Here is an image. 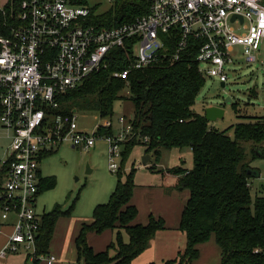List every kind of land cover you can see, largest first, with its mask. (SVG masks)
<instances>
[{
	"label": "built area",
	"instance_id": "obj_1",
	"mask_svg": "<svg viewBox=\"0 0 264 264\" xmlns=\"http://www.w3.org/2000/svg\"><path fill=\"white\" fill-rule=\"evenodd\" d=\"M144 1L146 15L112 29L91 24L94 11L76 0H23L13 10L17 26L0 37V238L11 230L0 259L25 250L26 264L58 263L51 252L38 254L43 159L65 145L90 152L105 140L109 169L119 171L123 144L135 136L132 122L121 117L123 129L113 136L89 134L60 102L118 63L115 50L127 68L112 76L126 82L133 71L173 64L193 48L205 78L227 86L243 61L259 66L264 85V0Z\"/></svg>",
	"mask_w": 264,
	"mask_h": 264
},
{
	"label": "trees",
	"instance_id": "obj_2",
	"mask_svg": "<svg viewBox=\"0 0 264 264\" xmlns=\"http://www.w3.org/2000/svg\"><path fill=\"white\" fill-rule=\"evenodd\" d=\"M22 1L7 3L0 10V37H9L12 28L17 26L13 10L18 13ZM76 1L85 4V0ZM148 11L144 0H118L109 14L92 15L90 23L112 29L132 23ZM115 52L118 63L113 62L107 71L92 75L82 86L60 97L61 104L90 99V104L103 117L112 116L114 104L125 99L122 92H127L128 83L129 99L135 107L134 118L129 120L135 136L123 144L116 190L107 204L94 209L92 223L82 225L74 242L77 261L131 264L148 249L157 234L166 230L164 220L153 216L147 225L137 223L138 210L132 203L136 169L127 172L126 164L134 149L144 145L146 154L153 156H159L162 149L190 148L193 154L192 170L169 172L178 177L175 188L190 192L179 224L187 241L185 252L180 256L181 264H193L198 260V247L213 238L221 251L220 264H264V190L262 195L253 194V181L260 174L243 164L246 158L243 143H253L256 154L264 157V116L244 117L246 122L228 131L216 132L210 129L205 116L195 115L192 108L206 78L199 71L195 61L198 52L193 48L173 64L162 62L133 71L127 82L112 76L127 68L123 56L118 50ZM64 113L73 112L64 110ZM230 131L233 136L229 135ZM99 134L113 136L112 126L99 128ZM151 170L155 172L156 167L152 166ZM56 185L55 178L42 179L40 194ZM70 214L71 210L62 211L57 207L43 216L37 238L39 255L50 253L59 220ZM107 231L117 233L115 240L104 251L96 252L89 244V235H102ZM122 231L127 233L128 243ZM177 263L171 260L165 264Z\"/></svg>",
	"mask_w": 264,
	"mask_h": 264
},
{
	"label": "rangeland",
	"instance_id": "obj_3",
	"mask_svg": "<svg viewBox=\"0 0 264 264\" xmlns=\"http://www.w3.org/2000/svg\"><path fill=\"white\" fill-rule=\"evenodd\" d=\"M117 1L85 0V4L94 11L95 16L101 17L109 14ZM7 3L8 0H0V9ZM238 51L239 56L240 54L242 56V49ZM262 54L264 60V44ZM233 69L237 72L230 75V82L225 88L221 87L217 79L206 77V84L192 108V112L200 116H206V109L209 107L222 108L225 111L224 118L209 122L210 129L216 132L228 131L231 127L246 122L247 119L244 117L264 116V85L259 66H248L241 61L234 65ZM122 96L125 99L114 104L112 116L103 117L87 98L62 103L61 109L76 111L78 126L83 132L91 134L99 132L101 127L112 126L113 133L117 134L123 129L121 117L129 121L135 114V107L129 99V94L122 92ZM228 99L231 101L227 102ZM229 135L233 136V131H230ZM243 146L246 148L243 164L252 169L263 168L264 157L256 154L255 145L243 143ZM108 150L105 140L98 141L90 152L65 145L40 163L43 177L55 178L57 185L38 196L36 206L38 215L43 218L57 207L62 211L71 210L69 217L59 220L50 246V252L59 258V264H83L77 261L75 236L79 234L83 224L92 223L94 209L98 205L107 204L116 190L119 178L109 169ZM146 150L144 145L136 147L126 164L127 172L136 169L132 203L138 210V220L142 225H147L150 216H153L156 219H163L166 228H173L169 225H176L174 223L181 221L190 192L175 188L178 177L169 172L192 170L194 167L192 151L190 148L162 149L159 156H153L145 166L143 161L149 155L146 154ZM123 151L124 147L121 153ZM117 162L121 164V160ZM152 166L156 167L155 172H152ZM254 182L258 187L262 184L257 179ZM167 187L172 188L168 191ZM253 194L260 192L254 190ZM166 212H170V219L169 216L166 218ZM158 236L155 239L157 246L155 264H165L171 260L181 264L180 256L184 254L187 244L186 235L178 229ZM114 254L113 251L111 255ZM26 256V251L22 250L18 255L1 258L0 264H26ZM219 256L210 264H220ZM194 264L205 263L197 260Z\"/></svg>",
	"mask_w": 264,
	"mask_h": 264
},
{
	"label": "crops",
	"instance_id": "obj_4",
	"mask_svg": "<svg viewBox=\"0 0 264 264\" xmlns=\"http://www.w3.org/2000/svg\"><path fill=\"white\" fill-rule=\"evenodd\" d=\"M255 170L259 171L260 177L257 180H259L262 184L260 185V187H258L255 184V182L253 181L252 188H253V190H255L257 192H260L259 195H262V191L264 190V166H263V168L259 167V169L257 168ZM171 188L172 187H167V190L169 191V190H171ZM166 214H167L166 218L169 216V219H170V212H166ZM137 223L141 224V221L137 219ZM174 224H176V225H169V226H173V228L167 227L165 231L157 234L156 237L150 242L148 249L139 258L134 260L132 262V264H153V263L155 264V260H156V256H157V246H156L155 239L157 237H159L158 235H161V234L164 235L168 231L169 232L173 231V230L178 231L180 221H179V223H174ZM10 233H11V230L9 228L5 229V234L0 238V250L7 243L8 236ZM116 235H117V233H114L112 231H107L106 233H104L102 235L90 234L89 235V244L94 248V250L96 252H101V251H104L107 248V246L111 242L114 241V239L116 238ZM122 235L124 237V241L126 243H128L129 237H128L127 233L125 231H122ZM76 236H78V235H76ZM76 236H75V239H76ZM216 245L217 244H216L214 238L212 240H210L209 242L200 245L198 247L199 251H200V257L198 260H200L202 262L204 261L205 264H210L213 260L217 259L218 255H220L219 256V263H221V251H220V248L218 247V245L217 246ZM74 246H75V244H74ZM195 262H197V260ZM57 264H59V258H58Z\"/></svg>",
	"mask_w": 264,
	"mask_h": 264
},
{
	"label": "water",
	"instance_id": "obj_5",
	"mask_svg": "<svg viewBox=\"0 0 264 264\" xmlns=\"http://www.w3.org/2000/svg\"><path fill=\"white\" fill-rule=\"evenodd\" d=\"M222 88H225V84H221ZM231 99H228L227 102H230ZM76 113V111H74ZM225 115V111L222 108L219 107H209L206 109V116L205 118L207 119L208 122H212L215 121L217 119H221L224 118ZM153 154L149 153V155H147L143 161L144 165L147 166L150 162V160L152 159Z\"/></svg>",
	"mask_w": 264,
	"mask_h": 264
}]
</instances>
